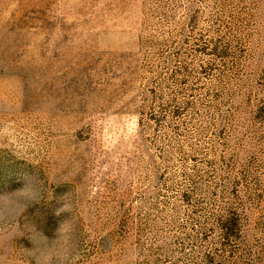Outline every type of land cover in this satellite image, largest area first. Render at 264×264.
I'll use <instances>...</instances> for the list:
<instances>
[{"label":"rangeland","instance_id":"obj_1","mask_svg":"<svg viewBox=\"0 0 264 264\" xmlns=\"http://www.w3.org/2000/svg\"><path fill=\"white\" fill-rule=\"evenodd\" d=\"M57 240L264 264V0H0V264Z\"/></svg>","mask_w":264,"mask_h":264},{"label":"clouds","instance_id":"obj_2","mask_svg":"<svg viewBox=\"0 0 264 264\" xmlns=\"http://www.w3.org/2000/svg\"><path fill=\"white\" fill-rule=\"evenodd\" d=\"M28 198L35 199V194L29 193ZM19 210L20 208L18 206L17 211ZM70 255H71V248L57 240V242H55L50 248L46 259L48 261V264H53V261H55V264H67L66 258L70 257Z\"/></svg>","mask_w":264,"mask_h":264}]
</instances>
